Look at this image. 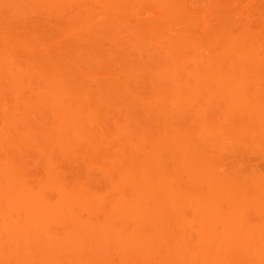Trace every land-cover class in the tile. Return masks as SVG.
Segmentation results:
<instances>
[{
    "label": "rangeland",
    "instance_id": "374dc122",
    "mask_svg": "<svg viewBox=\"0 0 264 264\" xmlns=\"http://www.w3.org/2000/svg\"><path fill=\"white\" fill-rule=\"evenodd\" d=\"M0 264H264V0H0Z\"/></svg>",
    "mask_w": 264,
    "mask_h": 264
},
{
    "label": "bare ground",
    "instance_id": "6f19581e",
    "mask_svg": "<svg viewBox=\"0 0 264 264\" xmlns=\"http://www.w3.org/2000/svg\"><path fill=\"white\" fill-rule=\"evenodd\" d=\"M42 203H40V208H39V210H38V212H39V214H40V217H41V219L42 218H45L46 216L48 217V215L47 214H44V213H46L47 211H48V202L47 203H45L44 202V199H42V201H41ZM46 204V205H45ZM44 208V209H43ZM47 208V209H46ZM41 209V210H40ZM46 212H45V211ZM43 211V212H42ZM42 213V214H41ZM48 213V212H47ZM41 215H43V216H41ZM45 216V217H44ZM102 241L101 242H99V243H103V242H105V240L103 241V239H101ZM41 239H39L36 243H35V245L34 246H31V245H26V243H23V240L22 241H19V243L20 244H25V245H23V246H31L30 248H34V249H38V250H43L44 248L46 249H48V247H49V249L51 248V246H52V248H55V249H57V250H62V249H68L69 247H75L76 249H84V246H86V245H84L83 244V242H82V239H78L76 242H75V244H71L70 246L67 244V243H58V244H54V245H50V246H44V243H41ZM84 241V240H83ZM22 242V243H21ZM47 244V243H46ZM61 244V245H60ZM2 246V245H1ZM57 247V248H56ZM51 248V249H52ZM62 248V249H61Z\"/></svg>",
    "mask_w": 264,
    "mask_h": 264
}]
</instances>
